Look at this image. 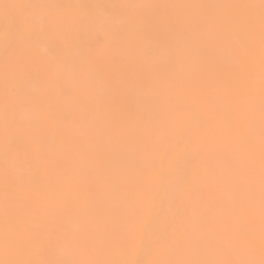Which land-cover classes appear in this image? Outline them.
Returning <instances> with one entry per match:
<instances>
[{
    "label": "bare ground",
    "instance_id": "6f19581e",
    "mask_svg": "<svg viewBox=\"0 0 264 264\" xmlns=\"http://www.w3.org/2000/svg\"><path fill=\"white\" fill-rule=\"evenodd\" d=\"M0 264H264V0H0Z\"/></svg>",
    "mask_w": 264,
    "mask_h": 264
}]
</instances>
